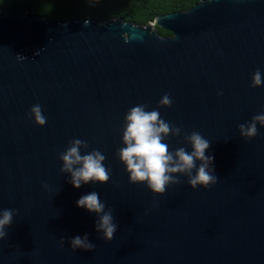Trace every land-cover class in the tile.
Instances as JSON below:
<instances>
[{"label":"water","instance_id":"obj_1","mask_svg":"<svg viewBox=\"0 0 264 264\" xmlns=\"http://www.w3.org/2000/svg\"><path fill=\"white\" fill-rule=\"evenodd\" d=\"M256 71L264 79V0H206L146 26L0 11V212H13L0 264H264V126L239 132L264 113ZM137 105L170 125V153L190 152L193 132L208 141L214 185L173 174L154 195L129 182L118 152ZM75 139L105 156L106 183L72 187L60 156ZM92 192L116 225L110 241L76 206ZM77 236L92 248L74 249Z\"/></svg>","mask_w":264,"mask_h":264},{"label":"clouds","instance_id":"obj_2","mask_svg":"<svg viewBox=\"0 0 264 264\" xmlns=\"http://www.w3.org/2000/svg\"><path fill=\"white\" fill-rule=\"evenodd\" d=\"M264 86V79L260 71L252 77V87ZM171 105L170 98L165 95L160 100L161 107ZM30 116L39 126H44L46 118L42 115L40 105H35L30 110ZM122 144L118 157L128 174L132 184H144L154 194L165 192L166 186L174 182L173 174L189 175V184L195 189L197 186L207 188L216 183V177L209 170L213 157L206 155L209 143L198 132H193L189 137L191 151L184 148L170 153L164 138L171 131L170 125L161 117L158 110H146L144 105H137L129 109L124 117ZM257 124L264 126V113L253 116L249 124H241L239 132L241 137L251 140L257 135ZM179 131L178 129L176 130ZM80 139L71 141L70 147L60 156L63 167L62 172L71 176L74 189H79L82 184L106 183L109 179L108 170L104 166L105 156L99 151H92L81 155L82 145ZM197 161L199 167H197ZM195 169V175H192ZM78 208L100 217L97 231L103 233L106 241H110L116 231V225L110 212H105V205L100 201L97 193L92 192L82 196L78 201ZM13 212L5 209L0 212V239L5 236L4 229L12 222ZM72 247L90 250L92 245L87 243V237L79 236L71 241Z\"/></svg>","mask_w":264,"mask_h":264},{"label":"trees","instance_id":"obj_3","mask_svg":"<svg viewBox=\"0 0 264 264\" xmlns=\"http://www.w3.org/2000/svg\"><path fill=\"white\" fill-rule=\"evenodd\" d=\"M203 1L206 0H0V11L4 15L32 13L57 22L90 19L105 23L120 18L146 26L159 16L188 11ZM155 29L161 37L172 36L161 27Z\"/></svg>","mask_w":264,"mask_h":264}]
</instances>
